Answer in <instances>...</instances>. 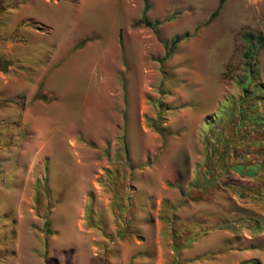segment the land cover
I'll return each mask as SVG.
<instances>
[{"label":"rangeland","instance_id":"1","mask_svg":"<svg viewBox=\"0 0 264 264\" xmlns=\"http://www.w3.org/2000/svg\"><path fill=\"white\" fill-rule=\"evenodd\" d=\"M146 2L0 0V264H264V0Z\"/></svg>","mask_w":264,"mask_h":264},{"label":"trees","instance_id":"2","mask_svg":"<svg viewBox=\"0 0 264 264\" xmlns=\"http://www.w3.org/2000/svg\"><path fill=\"white\" fill-rule=\"evenodd\" d=\"M222 2H223V0H218L215 9L211 13V16L216 15V13H217L218 9L220 8ZM146 10H147V2H146V0H143V7H142V12H141V17L139 19H137L133 23V25L134 26H146V27L151 28L153 31H156V25H157L158 21L157 20H149L145 16ZM243 36H244V40H245V42H246V44L248 46V50L246 51V54L244 56V67L246 68L247 72L249 73V76L251 77V79H254L253 72H254L255 64H254V61H253V53H252V51L254 50L253 40H256L258 42V41H260L261 36H259L258 34H252V33H249V32L244 33ZM188 37H189V34L187 32H182L180 34L173 35L168 40V42L165 44V50H164V53H163V56H162V60L169 58L172 55L176 45L179 42L187 39ZM91 38H92L91 36H85L84 38H82L78 42V44L76 46L83 44L85 41H88ZM39 88L40 87L38 85L37 89H36V92L34 93V97L37 98V99L45 100L46 96L44 94L40 93ZM252 89L254 91H261V93H263V97H264V83L258 82L256 84H254ZM242 264H260V262L257 261V260H253V261H249V262H244Z\"/></svg>","mask_w":264,"mask_h":264}]
</instances>
